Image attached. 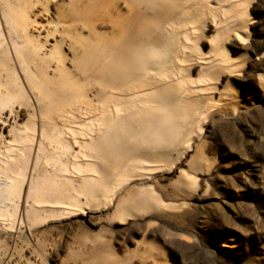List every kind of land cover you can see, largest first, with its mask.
I'll use <instances>...</instances> for the list:
<instances>
[{
	"label": "rangeland",
	"instance_id": "obj_1",
	"mask_svg": "<svg viewBox=\"0 0 264 264\" xmlns=\"http://www.w3.org/2000/svg\"><path fill=\"white\" fill-rule=\"evenodd\" d=\"M143 1L9 0L28 19L17 27L0 0L11 69L23 77L25 65L33 81L22 104L0 109V143L25 129V187L43 172L40 145L60 180L55 211L17 220L0 264H264V0ZM119 55L134 57L135 86L97 75ZM149 100L163 136L125 156L120 120ZM101 139L120 167L98 155Z\"/></svg>",
	"mask_w": 264,
	"mask_h": 264
},
{
	"label": "bare ground",
	"instance_id": "obj_2",
	"mask_svg": "<svg viewBox=\"0 0 264 264\" xmlns=\"http://www.w3.org/2000/svg\"><path fill=\"white\" fill-rule=\"evenodd\" d=\"M1 1L4 6L1 13L5 18L6 24L12 23L17 27H23L24 25L28 24L27 16L25 12L20 9V7H13L14 5H10L9 0ZM143 4L147 5L154 11H157L158 9V4L155 2V0H144ZM6 31L7 30H5V32ZM8 33L9 31H7V35ZM5 34L6 33L0 31V55L2 54L4 56V59L0 60V109H3L4 107H9L12 109L17 103L22 104L26 98L24 81L28 83L30 82L31 84L33 83V81L31 80L32 74L29 73V70H25V65H22L20 70V72L24 73L23 77H17V75L14 74L13 69H11L9 59L10 47L8 43H6L7 39L10 38H7L5 40L1 39L2 37L4 38ZM9 37L11 36L9 35ZM164 50L166 55L169 52V45L167 42ZM34 51L35 50H33V53ZM153 51L156 53L154 58H158V56L162 54V49L159 47H154ZM35 56L39 58L38 53ZM119 56L121 57L118 58ZM119 56L117 57L118 59L116 58L115 60L110 62V68H104L100 73L98 72L97 75H102L103 77L104 71L110 70L115 74L119 73L117 75L118 77L123 78V80L129 81V84L135 86L137 83H139V79H136L135 77L136 61L134 57L132 56V58L129 59L126 55ZM162 56H164V54H162ZM5 59H8V61H5ZM232 62L234 61L229 59L227 64H230ZM120 71H122V73H120ZM83 73L88 74V70L84 69ZM13 80H15V83H13ZM36 84H39V82H36ZM117 84H120L117 85L119 87L118 92H123L124 89L129 87L126 83L122 84L120 81H118ZM64 88L66 95L71 97L73 95H76V93L73 92L72 86L65 84ZM151 104H153L151 100L147 101L145 105H149L148 110L144 108L140 110V112L128 114L125 119L120 120L121 128L123 129L122 126H124V131L128 135L127 137H129L124 138L125 142L121 141L120 144L121 148H125V156H127V153H129L130 151L131 154L134 153L135 150L140 147V137L147 135L146 138H148V135L152 136L155 134L158 135L156 136L157 138H159V136H163L161 134V128L159 127L158 121L153 117H150ZM117 110L120 111V106H117ZM0 113L2 112L0 111ZM142 113H146L148 115H145V117L138 116ZM37 119L38 122L41 123V120L43 119L41 113H39V116L37 115ZM17 127L19 129V132L15 134V129L8 131V133L6 134V139L2 140V142L0 143V238L2 240H5L4 242H0L1 254L6 251L9 254L10 247L6 243L10 235L9 229L15 226L16 221L18 220V222L20 221L22 223L27 222L28 224H33L37 220L43 218L45 215L53 213L58 204V195L60 193L58 188L60 180L56 173V163L54 161L53 166L51 165L52 172L46 170V157L41 145L36 150L33 166L35 170H38L40 163L43 164V172L35 181L31 180L27 187H25L26 172L29 167L27 142L24 136L26 131L18 125ZM48 128H51V133H49V140L53 144V152H51L49 157L51 160H55L56 155H54L53 153H55L56 146L58 145V142L56 140V137L58 136L56 130L57 126L48 125ZM45 132L46 125H41L40 128L38 126V141L45 138V136L47 135ZM1 134H4L3 130L1 131ZM12 136L14 138L11 141L7 140ZM119 136L122 135L119 133L113 134V137L119 138ZM105 139H107V137H105ZM163 139H165V137ZM99 141V147L101 148L98 149V155L104 158L113 157H109L108 152L103 148V145L106 144L105 146H107L109 145V143L112 144L114 141H104L103 139ZM121 154L122 152L119 151L112 158V162H115L116 167H120L118 159L121 157ZM131 154L129 156H131ZM114 173L115 171H112V175H114ZM141 198L135 197L133 199V202H131V204L134 205L132 206L133 208L135 207V205H143ZM24 207L26 217L25 215H23ZM41 255L44 256L45 254Z\"/></svg>",
	"mask_w": 264,
	"mask_h": 264
}]
</instances>
